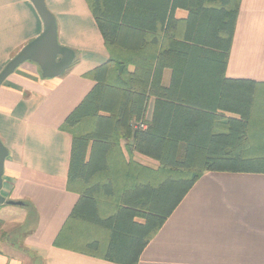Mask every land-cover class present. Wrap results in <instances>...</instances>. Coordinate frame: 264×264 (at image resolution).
Returning <instances> with one entry per match:
<instances>
[{"label":"trees","instance_id":"16d2710c","mask_svg":"<svg viewBox=\"0 0 264 264\" xmlns=\"http://www.w3.org/2000/svg\"><path fill=\"white\" fill-rule=\"evenodd\" d=\"M180 1L166 0L153 19L158 0H87L110 56L86 74L96 85L63 125L72 134L67 187L80 198L56 245L72 240L85 254L138 264L205 172L264 173V128L252 131L264 119L254 113L264 109L262 83L226 75L241 0ZM178 6L194 26L182 36L171 30ZM125 151L159 165L127 161Z\"/></svg>","mask_w":264,"mask_h":264},{"label":"crops","instance_id":"0c3cea01","mask_svg":"<svg viewBox=\"0 0 264 264\" xmlns=\"http://www.w3.org/2000/svg\"><path fill=\"white\" fill-rule=\"evenodd\" d=\"M46 2L57 19L59 43L76 57L53 78L42 77L40 67L26 61L0 86V138L9 151L2 193L23 202L0 205V264H118L83 253L72 240L55 244L80 198L67 187L72 134L63 125L96 85L86 74L110 54L87 0ZM157 4L158 12L150 11L148 18L162 17L166 0ZM190 14L178 6L171 30L181 36L193 32L186 24ZM43 29L30 0H0V71ZM226 75L262 83L257 95L264 98V0H241ZM171 79L167 68L162 82L168 86ZM153 110L154 98L148 120ZM125 157L159 165L138 152L125 151ZM138 264H264V173L205 172Z\"/></svg>","mask_w":264,"mask_h":264},{"label":"water","instance_id":"95a60500","mask_svg":"<svg viewBox=\"0 0 264 264\" xmlns=\"http://www.w3.org/2000/svg\"><path fill=\"white\" fill-rule=\"evenodd\" d=\"M43 20L44 29L29 41L0 71V86L26 61L35 62L44 78L58 77L64 74L73 64L76 53L70 47L61 45L58 39V25L55 14L47 6L46 0H30ZM124 66L120 68L122 72ZM9 151L0 138V205H22V201L7 199L2 193L5 161Z\"/></svg>","mask_w":264,"mask_h":264},{"label":"rangeland","instance_id":"374dc122","mask_svg":"<svg viewBox=\"0 0 264 264\" xmlns=\"http://www.w3.org/2000/svg\"><path fill=\"white\" fill-rule=\"evenodd\" d=\"M252 124H253V125H252V127H253V130H252V131H253V133H254V132L256 131V130H255V127H256V126H259V127H263V128H264V119H262V118L259 119V118L257 117V118L255 119V122H254V120L252 121ZM260 130H264V129H260ZM263 138H264V137H263ZM95 232H96V231H95ZM96 233H97V232H96ZM107 236H108V233H107Z\"/></svg>","mask_w":264,"mask_h":264},{"label":"built area","instance_id":"2783aa9c","mask_svg":"<svg viewBox=\"0 0 264 264\" xmlns=\"http://www.w3.org/2000/svg\"><path fill=\"white\" fill-rule=\"evenodd\" d=\"M0 228H1V224H0Z\"/></svg>","mask_w":264,"mask_h":264}]
</instances>
